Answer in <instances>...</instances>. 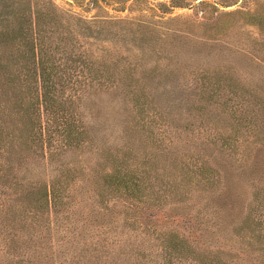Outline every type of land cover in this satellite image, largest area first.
I'll list each match as a JSON object with an SVG mask.
<instances>
[{"label":"rangeland","instance_id":"374dc122","mask_svg":"<svg viewBox=\"0 0 264 264\" xmlns=\"http://www.w3.org/2000/svg\"><path fill=\"white\" fill-rule=\"evenodd\" d=\"M35 1L56 10L50 42L58 50L91 52L103 64L98 77L116 81L92 88L84 105L81 88L72 102L48 100L69 115L74 142L59 153L74 165L69 177L95 173L112 188L97 194L93 176L76 186L92 185L93 196L106 199L102 221L137 233L151 264L162 263L164 243L187 258L221 248L243 264H264V0H0V11ZM147 100L160 105L161 125H142ZM234 103L236 115L227 110ZM126 106L137 124L124 133ZM124 137L130 148L120 147ZM119 188L129 198L117 197ZM87 206L78 231L97 224L85 218ZM11 218L18 227V204L0 212V255L11 244L4 238ZM75 240L78 248L83 241ZM71 264H83V255Z\"/></svg>","mask_w":264,"mask_h":264},{"label":"trees","instance_id":"16d2710c","mask_svg":"<svg viewBox=\"0 0 264 264\" xmlns=\"http://www.w3.org/2000/svg\"><path fill=\"white\" fill-rule=\"evenodd\" d=\"M24 4H3L6 7L0 11V141H4L5 163L0 169V172L4 170L0 175L4 180L0 184V195H10L8 202L1 197L0 212L3 208L10 212L18 204L19 218L18 227L11 218L7 237H4L8 238V245L11 244L1 253L0 264H71L82 255L83 264H93L91 261L100 264H151L154 254L149 258L143 257L140 246L143 240L137 238V233L120 234L124 228L122 225L102 221L104 212L109 209L106 199L93 196L92 185L83 191L76 187L80 183L91 182L93 176L97 194H100L98 188L112 189L101 182V176L93 173L88 178L86 172L77 178L69 177L74 165L59 156L66 145L74 142L66 135L69 115L64 106H54L48 101L60 96L62 101L72 102L80 97L77 92L81 88L84 105L92 88L114 87L116 81L98 77L103 64L98 66L91 52L74 51L63 46L58 50L50 42V29L57 17L50 1ZM142 104L141 107L145 106L142 125L152 119L158 120V124L163 123L160 105L156 101L149 104L147 100ZM235 104L238 103L231 104L232 109L227 110L234 113L237 109L233 107ZM124 109L123 132L127 133L137 123L130 119L129 106ZM3 116L9 123L2 122L6 121ZM240 118L236 116V121ZM89 130L83 121V133ZM218 134L211 135L218 137ZM120 147H131L128 137H124ZM126 190L119 188L117 197L129 198L124 193ZM128 204L122 202L123 207ZM86 205L85 218L93 219L97 224L78 231L76 221ZM122 212L125 213L124 210ZM98 213L102 216L96 219ZM97 226L100 227L94 229ZM121 235L125 236L122 238ZM74 238L83 241L79 250L72 243ZM117 245L123 246L117 249ZM169 248L167 243L161 244L157 252L161 256L160 264H243L235 256L222 254L221 248L207 250L208 254L201 249L197 255L202 257L189 258L170 253ZM124 259L128 262L122 261Z\"/></svg>","mask_w":264,"mask_h":264}]
</instances>
